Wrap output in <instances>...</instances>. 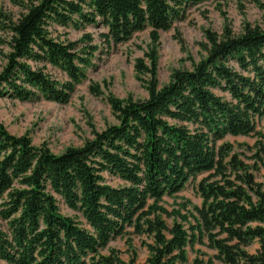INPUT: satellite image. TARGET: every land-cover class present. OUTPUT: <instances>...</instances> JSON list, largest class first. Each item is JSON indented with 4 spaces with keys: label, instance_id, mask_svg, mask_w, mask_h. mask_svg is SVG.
<instances>
[{
    "label": "trees",
    "instance_id": "obj_1",
    "mask_svg": "<svg viewBox=\"0 0 264 264\" xmlns=\"http://www.w3.org/2000/svg\"><path fill=\"white\" fill-rule=\"evenodd\" d=\"M0 97L70 101L93 66L96 45L61 41L53 27L101 25L110 47L150 30L152 47L135 63L148 97L107 96L117 123L79 147L54 153L0 121V261L7 264H138L109 247L146 236L144 264H264V18L240 33L207 29L206 55L160 85L158 42L186 7L209 0H13ZM263 11L264 2L253 0ZM6 21V23H5ZM62 72L60 81L48 67ZM148 76V77H146ZM93 95H102L91 85ZM227 136L256 138L237 147ZM122 183L113 186L105 174ZM194 183L201 203H161ZM62 200L86 224L61 211ZM166 218H172L168 224ZM257 244L254 252L250 248ZM196 245L213 251L211 255ZM108 253H104L105 250ZM196 257L189 263V250ZM205 256H208L205 259Z\"/></svg>",
    "mask_w": 264,
    "mask_h": 264
},
{
    "label": "rangeland",
    "instance_id": "obj_2",
    "mask_svg": "<svg viewBox=\"0 0 264 264\" xmlns=\"http://www.w3.org/2000/svg\"><path fill=\"white\" fill-rule=\"evenodd\" d=\"M22 12L23 9L13 0H0V72L7 63L10 50L7 45L10 33L3 24L1 13L16 20ZM263 18L264 11L253 0H209L186 7L183 18L174 21L168 31L160 33L157 47L159 84L168 83L174 70L191 69L193 61L199 62L206 55L201 47L206 41L205 30L211 29L221 33L225 25L229 24L234 32L240 33L246 22L257 24L261 23ZM51 30L53 37L61 41H79L83 40L85 35H90L91 39L81 43V46L91 44L99 47L92 59L93 66L87 71L86 79L76 86L66 104L43 98L23 101L0 97V121L11 133L19 136L28 133L34 145L46 143L54 153H61L68 147H79L86 140L93 139V130L103 131L117 123L107 100L109 94L118 98H127L129 95L136 99L148 97L143 82L137 79L135 63L138 58H145L149 63L145 54L150 51L152 40L150 30L146 29L135 32L128 41L108 47L102 38L106 28L98 24L81 28L73 25L53 27ZM48 72L60 81L66 80L65 75L57 69L49 66ZM91 85H99L103 94L93 95L90 91ZM257 129L264 133V119L258 121ZM255 140L253 137L227 136L224 141L237 147L240 142L254 144ZM105 176L113 186L122 183L107 173ZM257 177L264 184V169ZM185 200L198 205L201 203L192 182L174 197L165 196L161 204L172 210ZM59 204L64 214L86 224L80 213L71 210L62 200ZM166 221L172 224V218H166ZM147 240L146 236L127 234L111 241L109 247L117 250L124 261L128 262L134 256L138 264H144L149 254L144 245ZM256 247L257 244H254L250 251L254 252ZM195 249H201L208 255L213 253L200 245H196ZM104 253H108V250ZM188 256L190 263L196 257V252L190 249ZM207 258L208 256H205V259ZM0 264L7 263L0 261Z\"/></svg>",
    "mask_w": 264,
    "mask_h": 264
}]
</instances>
